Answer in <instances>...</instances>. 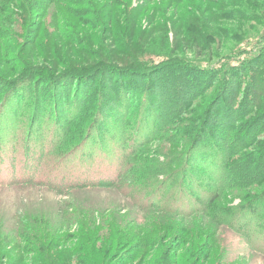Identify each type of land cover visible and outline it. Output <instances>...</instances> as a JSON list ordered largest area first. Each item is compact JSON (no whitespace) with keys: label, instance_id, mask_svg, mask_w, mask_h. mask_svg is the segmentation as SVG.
I'll return each mask as SVG.
<instances>
[{"label":"rangeland","instance_id":"obj_1","mask_svg":"<svg viewBox=\"0 0 264 264\" xmlns=\"http://www.w3.org/2000/svg\"><path fill=\"white\" fill-rule=\"evenodd\" d=\"M88 1L78 6V20L71 15V22L79 31L75 36H68L69 46L60 49L58 57L52 56L53 61L30 63V56L37 54L35 42L28 41L37 31L30 27L31 34H27L24 45L29 47L18 53L23 39L16 51L8 56L3 54L0 76L18 80L23 73L39 66L41 70L49 66L60 72L78 68L85 73L89 65L109 59L104 44H99L94 33L105 42L112 41L109 33L104 38L107 33H102L104 25L100 14L112 10L113 0H101L106 6L102 11L97 6L92 7L97 0ZM145 1L127 0L131 8ZM153 3L157 12L152 20L145 19L141 27L144 32L141 42L145 48L141 60L146 63L164 62L206 69L233 54L252 50L264 41L261 40L264 39V0H153ZM65 24L72 27L69 21ZM199 30L212 39L199 44L200 39H194L199 36ZM7 41L13 46L19 43L13 37ZM45 45L50 47L48 43ZM123 57L126 59L123 62L128 63L130 58ZM110 72L120 76L123 83L125 78H130L126 73L118 74L112 69ZM160 74L152 72L150 77L157 79ZM225 75L222 70L221 79ZM113 80L116 83L118 79ZM23 81L15 90L8 89L6 95L4 90L1 89L3 94L0 91V101L4 95L8 97L0 107V252H3L0 256L4 264H31V259L34 264H74L79 257H82L80 264H102L100 257L95 255L92 241H98L100 251L103 246H111L113 236L114 239L120 236V239L118 245L109 248L111 251H105L108 256L104 252V264H193L186 251L177 250V239L181 235L176 230L180 225L183 228L180 233L196 236L192 231L199 230V243L204 242L200 232L213 228L218 233L215 239L211 237L205 243L198 256L199 264H208L215 258L220 264H264V242L254 243L249 235L250 228L240 229L237 225L238 219L244 216L240 212L242 192L234 187L218 192L211 187L214 175L218 177L216 167L201 174L204 179L202 184L199 182L201 188L197 189L199 185L194 186L189 180L187 185L191 187L184 190L185 195L181 197L177 185L182 182L173 174L174 168L160 177L147 170L151 182L155 183L148 185L144 183L145 172L130 168L136 161L122 171L125 160L133 158L132 137L136 136L134 128L138 127L134 123L137 119L129 112L123 115L122 111L119 116L115 105L109 104V113L100 117L81 141L73 140V132L59 137L61 126L54 123L55 114L50 113L53 104L49 87L54 86L51 93L56 97L59 93L65 105L74 96L86 98L89 91L100 86V79L95 82L85 77L70 82L60 79L52 85L34 78ZM105 81L112 82L108 78ZM38 106L41 115L37 119L34 111ZM69 107H73L72 112L65 107L61 108L62 113L56 111L63 122L75 112L73 104ZM147 127L148 121L136 136L142 143L149 137ZM143 160L148 166L158 165V160L148 150ZM216 163L214 161L215 166ZM144 165L140 163L139 166ZM122 176L123 184L111 185ZM205 184L207 190L216 192L208 198H203ZM208 204L211 212H197ZM167 207L169 212L178 211L179 217L164 210ZM197 207H201L200 210ZM218 213L227 214L228 219L220 218ZM130 231L131 237L125 235ZM147 244H152L154 249L145 252ZM159 249L161 255L156 254Z\"/></svg>","mask_w":264,"mask_h":264},{"label":"trees","instance_id":"obj_2","mask_svg":"<svg viewBox=\"0 0 264 264\" xmlns=\"http://www.w3.org/2000/svg\"><path fill=\"white\" fill-rule=\"evenodd\" d=\"M83 4H85L84 0H0V20H2L0 22V58L3 54L8 56L11 52L16 51V46L21 44L23 39L24 42L18 53L29 47V45L24 47L26 37L27 34H31L30 27H35L37 32L33 33V39L28 41L35 42L34 47L37 54L30 56L28 60H31L30 63L53 61L52 56L58 57V51L69 46L71 39L68 36H75L79 31L71 22V15L74 14L73 18L78 20L80 16L78 6H83ZM152 4H154L153 0H147L137 8H131L127 0H113L112 10L102 11V8L106 6L101 0H97V3L92 7L93 9L96 6L101 8L102 14L100 11L97 12L103 18L102 33H107L104 38L109 33L112 41L105 42L103 38L98 37L97 33L94 34L99 44H104L105 55L109 59H101V61L89 65L90 67L85 70L86 72L84 71L85 73H82L83 70L79 71L78 68H68L67 72H60L49 66H45L42 71V66H39L23 73L19 77L22 78L18 80H10L6 75H4L5 77L0 76V91L2 94L5 91L6 95L8 89L10 92L15 90L26 78H34L35 81L40 80L41 82L47 81L50 85L60 79L69 82L74 78L79 80L82 77L89 81L92 79V82L100 79V86L89 91L86 98L77 99L76 96L72 99L66 98L69 101L64 103L65 105H63L65 100L63 101L64 98L59 93L58 97L51 93V88L54 86H48L49 98L53 104L50 113L55 114L54 123L58 127L61 126L58 128L61 133L59 137H65L73 132V140L81 141L87 131H90V128L98 123L99 118L106 112L109 113V104L115 105V112H119V116L123 111V115L129 112L135 117L134 119H137L134 122L138 124V127L134 128L136 129L134 134L137 137L141 128L148 121L147 135L149 137L145 143L140 142L136 136L132 137L131 155L133 158L125 160L122 171H126V168L136 161L130 168L145 172L144 183L155 185L154 182H151L152 178L147 170H151L156 177H160L174 168L173 174H176L182 182L177 185L181 197L183 194L185 195L184 190L191 187V185H187L189 180L194 186L199 185V182L202 184L204 179L201 174L204 173V170L212 171L216 167L219 170L218 177L214 175V184L211 187H214L218 192L223 189L228 191L231 187L242 192L240 212L244 216L238 219V228L249 227L251 230L249 235L254 243L258 241L263 244L264 41H260L264 39H261L260 43L252 50L233 54L221 63L211 65L206 69H198L192 65L190 69L184 64L172 65V63L164 62L146 63L141 60L144 58L143 49H145L141 42L144 35L141 27L145 19L151 18L152 20L157 12V8H154ZM121 7H124V10L121 11ZM39 10L41 12L38 13ZM148 15L152 17H148ZM28 16L29 20L33 19L30 23ZM36 20L38 22H34ZM67 21L72 24V27L65 24ZM103 21L107 23L104 24ZM199 31H201L198 33L199 36L194 38L195 40L200 39L199 44L202 40L207 42L212 39L206 32ZM10 37L15 38L19 43L11 45L7 41ZM82 42L86 43V40L82 38ZM45 43H48L50 47H47ZM44 50L49 52V55ZM123 56L130 58L127 60L128 63L123 62L126 60ZM262 64L263 66H261ZM111 69L118 74L126 73V76H130V78H125L123 83L120 76H113L114 74L110 72ZM222 70H224V75L226 73L223 79L220 77ZM152 72H161V74L156 79L150 77ZM106 78L112 82L108 84L105 81ZM113 79L118 80L114 83ZM76 82L78 83V81ZM5 95L0 101V107L8 98ZM71 104L75 106V112L67 118L68 121L63 122L57 117L58 112L56 111L60 110L62 113V107L68 111ZM71 109L69 112H72ZM35 114L38 119L41 115L39 106L35 109ZM142 118L144 119L142 120ZM147 150L153 154L155 160H158L156 167L151 164L148 166L144 160L142 161ZM203 157L204 159H202ZM214 161L217 162L216 166ZM140 163L145 165L140 167ZM197 175H200L199 178H196ZM130 176L132 177V175ZM123 180V176L121 179L119 177L111 185L115 184L117 187L124 183ZM196 188L201 187L199 185ZM212 191L209 188L207 190L205 184L203 198H208L211 193H216ZM209 204L203 208L200 207L202 210L197 207L200 210L197 212H211ZM164 210H168V207ZM220 212L222 213V211ZM169 213H176L179 217L178 211ZM221 213H218L220 218L228 219L227 214ZM224 215L225 217H223ZM180 226L177 230L175 229L178 235H181L177 239V250L182 253L186 251L187 256L193 260V264H199L201 260L198 256H200L201 250H204L205 243L210 241L208 239L211 237L215 239L218 233L213 228H210V231L200 232L204 242L199 243V230L192 231L196 232V236L189 234L191 235L189 237L188 234L180 233L183 231ZM127 234L129 237L132 236L131 231L125 235ZM88 239H91L89 235ZM119 239L120 236L115 239L113 236L110 247L114 244L118 245ZM92 242H94L92 247L95 244V255L99 256L104 264L105 253L108 256L105 251L110 247L103 246V249L99 251L98 241ZM103 243L104 241L100 245ZM158 247L162 246L158 243ZM151 248L154 249V246L147 244L144 250L146 252ZM212 249L216 251V246H213ZM0 254L3 255V252ZM156 254L161 255L160 249L156 251ZM1 257L3 256H0V264H4ZM81 259L82 257H79L74 264H80ZM216 260L215 258L208 264H220ZM32 261L34 260L31 259V264H34Z\"/></svg>","mask_w":264,"mask_h":264}]
</instances>
